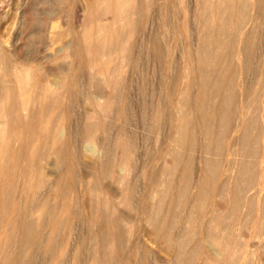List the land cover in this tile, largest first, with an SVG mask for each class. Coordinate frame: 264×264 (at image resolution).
<instances>
[{
    "label": "bare ground",
    "instance_id": "bare-ground-1",
    "mask_svg": "<svg viewBox=\"0 0 264 264\" xmlns=\"http://www.w3.org/2000/svg\"><path fill=\"white\" fill-rule=\"evenodd\" d=\"M3 1L0 264H58L63 255L76 264L84 239L94 244L91 264H148L149 253L154 264H192L200 254L207 264H264V246L250 251L246 241L264 238V62L257 117L249 91L234 92L258 49L264 0H82L72 13L53 0L45 35L30 1L21 30L9 32ZM42 45L52 56H41ZM142 75L158 86L145 107ZM129 110L155 131L160 157L134 214L140 262L137 220L122 215L132 155L147 147L130 140ZM80 214L89 232L71 238Z\"/></svg>",
    "mask_w": 264,
    "mask_h": 264
},
{
    "label": "rangeland",
    "instance_id": "rangeland-1",
    "mask_svg": "<svg viewBox=\"0 0 264 264\" xmlns=\"http://www.w3.org/2000/svg\"><path fill=\"white\" fill-rule=\"evenodd\" d=\"M30 1V3L31 4H33L32 6H33V8H32V13H34L33 14V17L34 18H38L39 19V21L40 22H42V24H39V26H37L36 28H35V31L36 32H41L42 31V34H44V32H45V34H46V30H47V28H46V23L44 22V24H43V20H48V19H53L54 17H55V14H56V10H55V8L57 9V7H59L58 5H54L55 3H54V1L53 0H4L3 1V6H4V8H5V11H6V13H7V15H6V20H5V27H7L8 26V24H9V32H11V31H13V30H16V31H14L15 33L17 32V28H18V32L21 30V23H23L22 22V20H23V18H22V16H23V9H24V5H26V3L27 2H29ZM51 1V2H50ZM62 1V3L64 4V5H66V7L69 9V11H70V13H72V11H73V9H74V7H75V5H76V3H79V2H81L82 0H61ZM84 1V0H83ZM82 1V2H83ZM5 2H6V5H4L5 4ZM17 2H20V6L18 5V4H15V3H17ZM49 2V3H48ZM12 3V4H11ZM8 4V5H7ZM50 4V5H49ZM68 4H69V6H68ZM16 5H17V7H16ZM6 6H8V7H6ZM10 6V7H9ZM62 6V5H61ZM15 7V8H14ZM41 7V8H40ZM263 7H264V5H263ZM8 9V10H7ZM22 9V10H21ZM264 10V9H263ZM34 11V12H33ZM38 11V12H37ZM55 12V13H54ZM16 13V14H15ZM37 13V14H36ZM21 14V15H20ZM264 14V13H263ZM9 15V16H8ZM34 15H37V16H34ZM14 17V19H13V17ZM54 16V17H53ZM264 16V15H263ZM52 17V18H51ZM22 18V19H21ZM15 20H16V22H15ZM12 21V22H11ZM57 22H59V23H57ZM12 23V24H11ZM14 23H15V25H14ZM19 23V24H18ZM53 23L56 25V26H58V27H60V29L61 30H63L65 27H64V25H63V22H62V20H59V19H55L54 21H53ZM11 24V25H10ZM13 25V26H12ZM17 26V27H16ZM19 26V27H18ZM41 26V27H40ZM12 29H11V28ZM15 27V28H14ZM41 29H43V30H41L40 31V28ZM44 27V28H43ZM8 28V27H7ZM46 28V29H45ZM260 31H261V33H260V37H259V41H257L258 43V46H257V44H256V46L258 47V49L256 50V49H254V51H253V60H251V63H253L252 65L253 66H251V63H250V67L251 68H249V69H251V70H248V73H246V75L244 74V76H241V78L243 77L245 80H243V78L241 79L240 78V80H239V82H238V80H237V82H235L236 84H234L235 85V90H234V92H236V94H240L239 92L240 91H242L241 90V87H242V89L243 88H245L244 90H247V91H249L248 92V94H249V96L251 97V99L252 100H256V101H253L252 102V104L251 105H253V109L251 108V112H252V110H253V112L252 113H254V114H252L251 113V118L253 119V117L255 118V117H257V115L259 114V111H260V104H259V100H260V97H259V100H257L258 99V96L256 95V94H259L261 91L259 90V89H257L258 88V86H257V75H258V71H259V69H258V67L264 62V59L262 58V56H261V53H263L264 51V17L262 18V20H261V28H260ZM44 34V35H45ZM63 44H61L59 47H61ZM255 46V47H256ZM42 51H41V56H52V54H50L49 53V51H47L46 50V48H45V46L44 45H42ZM58 49V48H57ZM263 49V50H262ZM58 51V50H57ZM255 51H256V53H255ZM258 53V54H257ZM254 61V62H253ZM257 63V64H256ZM259 64V65H258ZM255 66V67H254ZM256 70V71H255ZM255 72V73H254ZM256 75V76H255ZM149 77H151L152 78V76L151 75H146V76H144L143 77V75H142V78H143V80H144V83H143V89L141 88V92H143L144 93V95H143V93H142V97H144V101H143V103H142V105L145 107V106H148L149 105V103H150V94H151V90H152V85H154V82H153V80H151V78L149 79ZM253 77V78H252ZM247 78H249L248 80H247ZM146 79V80H145ZM242 80V81H241ZM145 83H147L146 84V86H145ZM239 83H242L241 85L239 84ZM244 83V84H243ZM149 84V85H148ZM151 85V86H150ZM245 85V86H244ZM149 86V87H148ZM154 87L156 88V89H158V86L155 84L154 85ZM238 87H239V89H238ZM255 87H256V90H254L255 89ZM147 88H148V90H147ZM238 89V90H237ZM144 90V91H143ZM145 90H147V91H145ZM253 91V92H250V91ZM237 91H239L238 93H237ZM148 92V93H147ZM150 92V93H149ZM146 93V94H145ZM251 94V95H250ZM252 94H253V96H252ZM147 95V96H146ZM254 95H256L257 97V99H255L254 98ZM259 96H260V94H259ZM147 100H146V99ZM258 101V102H257ZM148 102V103H147ZM254 102H256V104L254 103ZM148 105H147V104ZM234 104V103H233ZM83 105H84V101H83ZM234 107H233V109H235L236 111H239V107L238 106H236L235 104L233 105ZM254 106H256L255 107V109H254ZM238 108V109H237ZM257 108V109H256ZM234 110V111H235ZM81 111H82V109H81ZM131 110H129V112H130ZM133 111V110H132ZM128 112L129 114H128V116H127V122L128 123H130V130L132 129V132L130 133V140H131V142H133V140H134V144H136V145H134V144H132V145H134L135 147H137V145L139 144V146H145V147H147V150L146 149H144V150H142V149H137V151L135 150V153H133L134 155H132V161H134L135 163H137V164H135L134 162H133V164H134V174H133V176H132V179H133V181H134V183H136V184H134L133 182H132V184H131V194L133 195V196H131V204H130V206L128 207V208H132L131 210L130 209H128L127 208V210H126V214L123 212V215H122V211L121 210H119V212H118V223H119V225H120V227H122L123 226V217H125V216H129L130 215V217H132L134 220H137V223H136V226H135V231H134V236H133V238H132V240H133V243L132 244H135L133 247H134V249H135V256H137L136 258L138 259V262H140V260H141V258H139L140 256L142 257V252L141 251H144V249L145 248H143V246L144 247H146L145 246V241H144V239L143 238H141V237H143L142 235L143 234H141L143 231H142V225H140V223H139V214H140V208H138V201L139 200H137L138 198L140 199L141 198V194H143L142 192L144 191V189H145V187L144 186H146V187H152L151 185H153L154 184V182L152 183V181H154V180H157L156 178H158V170L160 169L159 167H158V159L160 158V157H158L159 155L157 154L158 152H157V150H155V148H154V144L153 143H155V139H156V134H155V131H153V130H150V129H148V128H146V129H148V130H150V131H148V130H146V131H144V129H143V127L141 126V124H137L134 120H135V117H134V113L133 112ZM257 111V112H256ZM240 112V111H239ZM256 112V113H255ZM134 123V125L132 126V124ZM137 124V125H136ZM139 128V130H138V128ZM137 129H136V128ZM149 132V133H148ZM151 132H152V134H151ZM132 134V135H131ZM134 135H135V137H134ZM132 136V137H131ZM140 137V138H139ZM132 138V139H131ZM232 138L234 139V138H236V136L235 135H233V137H232V135L230 136H228V138H227V143H225V147H227V148H225V150H223L224 151V159H230V157L228 158V147L230 146L229 144L230 143H232ZM143 140V141H142ZM138 141V142H137ZM140 142V143H139ZM230 142V143H229ZM149 145V146H148ZM151 146V147H150ZM150 148V149H149ZM227 150V151H226ZM145 151V152H144ZM138 152H139V154H138ZM227 154H226V153ZM141 156V157H140ZM157 158V159H156ZM135 159V160H134ZM155 161H154V160ZM141 161V162H140ZM143 161V162H142ZM147 161V162H146ZM152 162V163H151ZM139 164V165H138ZM147 164H148V166H147ZM147 166V167H146ZM148 168V169H147ZM152 168V169H151ZM157 168H158V170H157ZM152 170V171H151ZM157 170V171H156ZM155 174H156V177H155ZM145 175V176H144ZM144 176V177H143ZM155 178H154V177ZM150 178V179H149ZM152 178H154V180H152ZM223 178H225V176L223 177ZM145 179L147 180V179H149L148 180V182L146 181L145 182ZM144 181V182H143ZM80 182H78V185H80L79 184ZM146 183V184H145ZM143 184H144V186H143ZM134 185V186H133ZM148 185H150V186H148ZM134 189V190H133ZM135 192V193H134ZM137 192H138V194H137ZM140 192V193H139ZM254 193H255V190H251L250 191V196H253L254 195ZM134 194H135V196H134ZM141 195V196H140ZM135 197V198H134ZM137 200V201H136ZM134 202V203H133ZM134 205V206H133ZM81 210V209H80ZM121 211V212H120ZM131 212V213H130ZM136 212V213H135ZM120 213V214H119ZM134 214H137L138 215V217H136L137 215H134ZM120 215H122L123 217H120ZM84 220H86L85 219V216H84V214L82 215V214H80L79 215V217H78V221H77V227L78 226H81V224H83L81 227H83L84 225H85V228L83 229V228H81V227H76V225H75V227H73L74 228V233H73V236H71V238L73 237V238H75L76 236L75 235H77L78 234V232L77 231H80L79 233L80 234H85L86 233V235L88 234V232H89V230H88V224H86L85 223V221ZM80 223V224H79ZM87 223H88V220H87ZM121 223V224H120ZM87 226V227H86ZM80 228V229H79ZM78 229V230H77ZM63 231V234H65L64 232V229H62ZM76 230V231H75ZM84 230V232H82ZM72 231V232H73ZM142 231V232H141ZM240 232H236L238 235H243V234H245V233H247V232H245V231H243V230H239ZM82 232V233H81ZM242 233V234H241ZM62 234V233H61ZM140 234V235H139ZM248 234V233H247ZM72 235V234H71ZM63 235H61V237H62ZM141 236V237H140ZM87 237V236H86ZM248 237V236H247ZM263 237H264V235H263ZM261 239H258V238H252V237H248V239L246 240L247 242H248V244H247V249H249L250 251L251 250H254L255 248L256 249H261L260 247H262L263 248V243H264V238H262V236L260 237ZM258 241H257V240ZM89 239H87V241H88ZM242 240V239H241ZM252 240V241H251ZM256 240V241H255ZM137 241V242H136ZM143 241V242H142ZM240 241V240H239ZM253 242V243H252ZM254 242H260V243H255L256 244V247L254 248V246H252V245H254ZM87 243H89V244H87ZM86 243V239H84V243H83V245H82V248H84V249H82V253H81V256L83 255V260H79L78 261V263H76V264H91L90 262H91V259H92V257H91V255L93 256L94 255V251H95V248H93L94 246V244H93V242H92V244H91V241L89 240L88 242ZM142 243V244H141ZM252 243V244H251ZM262 244V245H261ZM87 245V246H86ZM142 247H141V246ZM250 245V246H249ZM257 245H258V247H257ZM92 246V247H91ZM151 246V245H150ZM252 246V248H249V247H251ZM92 249V250H90V249ZM60 251V250H59ZM139 251V252H138ZM91 253V254H90ZM139 253V254H138ZM149 253V252H148ZM147 253V254H148ZM58 254V253H57ZM163 254V255H162ZM165 253H161V256L163 257V256H165L164 255ZM85 256V257H84ZM135 256H133V258H135ZM258 257L260 256V254L259 255H257ZM91 257V258H90ZM148 264H154L153 263V256H152V254H148ZM248 257H249V255H248ZM64 258V259H63ZM86 258H88V259H86ZM85 259V260H84ZM140 259V260H139ZM151 259V260H150ZM162 259V258H161ZM205 259H206V256H205V254H200L199 255V257H197L196 259H195V262L194 263H192V264H207L206 262H207V260H206V262H205ZM66 260V261H65ZM68 260V261H67ZM198 260H200V263H199V261ZM202 260H203V262H202ZM60 261H62L61 263H58V264H70L69 263V259H67L66 258V255L64 256H62V257H60L59 258V262ZM64 261V262H63Z\"/></svg>",
    "mask_w": 264,
    "mask_h": 264
}]
</instances>
